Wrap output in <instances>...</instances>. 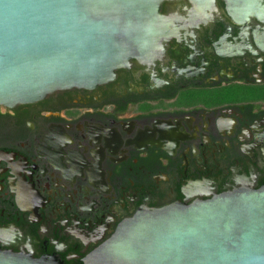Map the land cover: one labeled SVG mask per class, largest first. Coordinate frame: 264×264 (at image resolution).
<instances>
[{"label": "flooded vegetation", "instance_id": "flooded-vegetation-1", "mask_svg": "<svg viewBox=\"0 0 264 264\" xmlns=\"http://www.w3.org/2000/svg\"><path fill=\"white\" fill-rule=\"evenodd\" d=\"M159 12L165 37L112 81L0 106L1 250L104 264L139 211L264 187V11Z\"/></svg>", "mask_w": 264, "mask_h": 264}, {"label": "water", "instance_id": "water-1", "mask_svg": "<svg viewBox=\"0 0 264 264\" xmlns=\"http://www.w3.org/2000/svg\"><path fill=\"white\" fill-rule=\"evenodd\" d=\"M163 0H0V106L112 81L166 35ZM212 3L214 0H195ZM236 18L262 0H227ZM104 264H264V187L139 211L96 251ZM0 264H60L0 249Z\"/></svg>", "mask_w": 264, "mask_h": 264}]
</instances>
